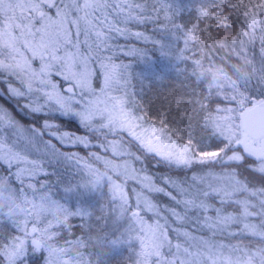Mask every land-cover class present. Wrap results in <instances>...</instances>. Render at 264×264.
Segmentation results:
<instances>
[{"label": "snow or ice", "instance_id": "obj_1", "mask_svg": "<svg viewBox=\"0 0 264 264\" xmlns=\"http://www.w3.org/2000/svg\"><path fill=\"white\" fill-rule=\"evenodd\" d=\"M0 85V264H264V0H0Z\"/></svg>", "mask_w": 264, "mask_h": 264}, {"label": "trees", "instance_id": "obj_2", "mask_svg": "<svg viewBox=\"0 0 264 264\" xmlns=\"http://www.w3.org/2000/svg\"><path fill=\"white\" fill-rule=\"evenodd\" d=\"M152 25L149 24L147 26H139V30L141 31H145L148 30L150 31ZM234 33L232 32H222L221 38H223V36H230ZM120 44H130V45H136L138 47H144V43L142 41H137L135 40V38H129L127 40H125L124 38H121L117 41ZM147 47L151 50V45H147ZM121 59H124L125 62H128L129 59L131 58H125V57H121ZM0 87H3V85H0ZM185 85L180 81V80H171V81H166L162 84H158L156 87L152 88V89H145V93H144V100L147 104H152L154 106H167L169 104L170 101H172L174 98L175 99H179L184 91H185ZM0 102H3L5 104V106L7 107H12L11 103L8 102V99L6 96L4 97H0ZM64 123L66 124V126L73 128V130H79L81 133L84 132V130L82 128L79 127L78 122L75 120H72L70 123L68 121H64ZM49 137H45V139H48ZM53 142L55 143L56 141L53 140ZM58 147L60 146L59 144L57 145ZM63 151L66 152H78L80 155L82 156H86L88 154V151H96L97 149L95 147L91 148V149H85L82 146H70V145H65L62 149ZM131 151L135 152L136 148L135 146H131ZM139 154V153H137ZM147 164V169H148V174L149 175H153L156 181L157 185H161L162 186V182L159 179L160 176L162 175H167V176H172L173 178H177V174L175 172H170L168 171V169H166L163 166H157L153 161L147 160L146 161ZM135 167L140 168L141 165L139 163L135 164ZM39 179H43V174L39 177ZM171 190V189H169ZM154 200H156L159 203H163V204H169V200L167 197H164L163 195L160 194H153L152 197ZM73 224H79L78 219H73L71 221ZM72 236H67L65 235V238L68 239H74L75 236H79L81 233L77 228H73L72 229ZM125 256L127 255V253L124 254ZM111 264H122V262L119 260H113L111 262Z\"/></svg>", "mask_w": 264, "mask_h": 264}]
</instances>
